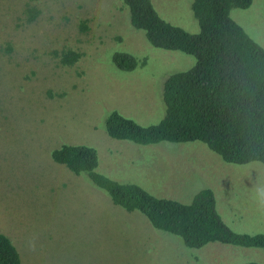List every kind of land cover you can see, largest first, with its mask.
<instances>
[{
    "label": "rangeland",
    "instance_id": "rangeland-1",
    "mask_svg": "<svg viewBox=\"0 0 264 264\" xmlns=\"http://www.w3.org/2000/svg\"><path fill=\"white\" fill-rule=\"evenodd\" d=\"M152 3L166 21L198 32L191 0ZM230 16L264 48V0ZM115 50L144 64L119 69ZM70 51L78 59L65 64ZM194 63L152 46L118 0H0V233L22 264H264L262 248L188 247L51 158L63 144L88 145L99 173L155 196L188 203L210 188L231 229L264 234V164L225 162L200 141L141 145L105 131L113 110L158 123L164 81Z\"/></svg>",
    "mask_w": 264,
    "mask_h": 264
},
{
    "label": "trees",
    "instance_id": "trees-1",
    "mask_svg": "<svg viewBox=\"0 0 264 264\" xmlns=\"http://www.w3.org/2000/svg\"><path fill=\"white\" fill-rule=\"evenodd\" d=\"M118 1L128 9L132 27L143 31L152 46L187 53L195 63L164 81L165 114L158 123L144 126L113 110L105 119L107 134L141 145L200 141L225 162L264 164V48L230 16L231 9L247 8L252 0H191L196 33L166 21L152 0ZM113 55L116 66L126 71L145 61L130 52L115 50ZM77 59L75 52L62 54L65 64ZM50 155L72 173L83 174L113 204L139 211L155 229L180 237L188 247L220 242L264 249L263 233L237 232L223 221L210 188H202L186 203L99 173L98 153L92 146L63 144ZM0 264H22L3 233Z\"/></svg>",
    "mask_w": 264,
    "mask_h": 264
}]
</instances>
